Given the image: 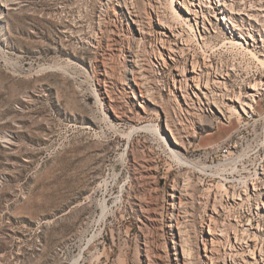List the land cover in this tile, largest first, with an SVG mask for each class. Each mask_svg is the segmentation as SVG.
<instances>
[{
    "label": "rangeland",
    "instance_id": "1",
    "mask_svg": "<svg viewBox=\"0 0 264 264\" xmlns=\"http://www.w3.org/2000/svg\"><path fill=\"white\" fill-rule=\"evenodd\" d=\"M133 1L0 0V264H238L235 237L264 246L263 119L239 105L241 119L181 114L171 91L174 67L192 56L228 69L236 91L264 75L263 30L249 51L232 47L211 31L232 28L228 16L210 10L203 40L187 28L170 35L177 61L163 56V66L161 23H174L180 4ZM132 54L152 96L132 80ZM253 104L262 117L264 92ZM184 125L191 165L165 143ZM208 225L221 239L206 256Z\"/></svg>",
    "mask_w": 264,
    "mask_h": 264
},
{
    "label": "bare ground",
    "instance_id": "2",
    "mask_svg": "<svg viewBox=\"0 0 264 264\" xmlns=\"http://www.w3.org/2000/svg\"><path fill=\"white\" fill-rule=\"evenodd\" d=\"M171 1L173 2L174 0ZM133 2V0H119L118 3H121L126 8H129L133 7ZM176 2L180 4L177 7V9H180V11L175 10V17L177 16L176 21L174 23H161L162 30H160V36L158 37V43H160L161 50H158V55L156 54L157 56L155 62L160 64L159 60H161V64L163 66H166V61L164 60L163 56L169 58L173 63H176L177 61V54L179 51L176 47V41H173V43L171 41L172 38H170V35L177 38L182 34L184 28H187L193 32L195 31L199 33V38L203 40L202 33L210 32L209 29L214 27L210 21V18L208 17L210 10L223 13L221 19H225L226 15L228 16L226 20L232 23V28L230 26H225V28L223 27V32H217L215 29H211V31L222 35L225 43H229L232 47L246 49L249 51V46L258 45V42L256 41V33L259 34L261 30H263L264 33V8H256L254 5H251L253 3H245L246 1L241 3L240 1L241 4L239 3V5L238 0H177ZM225 5L229 6V8L227 9ZM259 36H261L262 39L260 40L264 43V35L261 33ZM249 40H251V42ZM130 57L131 59H128L130 67L129 69L134 84H136L140 92L145 91L144 93L152 96L151 93L148 92V87V89L141 88L143 82L141 83V81L138 80L140 78L139 76L141 75L138 74L140 69L136 64L137 60H135V56L133 54ZM207 61H209V58L203 59V61L200 62L192 56L189 67L182 66L180 67L181 69H179L178 65L174 67L177 70L175 72V76H173L172 79L173 88H175V90L171 91L172 93H175L173 94L175 99L179 97V100L181 101V104H178L179 112L181 114H183V111H185L186 114H189L187 111H192L193 113L207 112L209 113L208 116L215 120H218V114L224 115L225 112H231L229 118L233 120L235 117L240 119L242 118L237 110L239 105L243 111V114L246 116L251 114V116L256 118V120L263 119L264 121V115L260 118L255 117L256 112L255 106L253 104V102H256L257 97L264 92V75L258 74L255 79L248 81V83H246L241 90L236 91L234 88H232L233 86L230 87L227 84V79L230 76L229 70L222 67L212 66L208 64ZM259 61L264 67V57L263 59L259 58ZM104 92L106 93V96L103 95L102 98H104L109 107H112V98H110V95L108 94L109 90L106 87ZM102 94L104 93L102 92ZM182 105H185V107H182ZM116 115L118 118H122L123 116V114ZM142 127L146 128V126ZM169 131L173 137V141L168 138L167 135L165 143L171 157L183 165H191L184 154V149L187 142L185 140H189L187 138L192 136L190 128L185 125L183 127L174 126L170 127ZM262 138L264 140V128L262 130ZM261 168L263 169V167ZM255 188L257 187H254V191ZM256 190L261 191V203L264 205V181L262 188ZM231 192L232 193L229 195L228 199L232 200L233 203H237L238 201L242 200V195L240 192L238 193L234 190ZM173 193L175 192L173 191ZM180 195L178 198L181 200L182 198ZM172 196L174 197L176 194H172ZM208 227V232L203 238V246L206 256H208L207 253H210L211 250H213L214 243L217 242L221 237V233L219 232L220 228H211L210 225H208ZM240 229L242 232H244L247 228L246 226L242 225ZM181 235L179 236L182 237ZM258 244L259 245L254 244L252 248L248 249L246 247V245H248L246 238L244 241L235 237L234 241H230V248L233 253L232 256H239L240 261L238 264H264V253L262 252V248L264 246L261 247L262 245L260 243ZM181 246L183 249L182 253L188 256V248L187 250L185 249V244L183 246V241H181ZM186 259L187 258H185V260ZM186 261H184V263ZM188 261H192L191 258ZM234 263L235 262H233V264ZM187 264L189 263L187 262Z\"/></svg>",
    "mask_w": 264,
    "mask_h": 264
}]
</instances>
